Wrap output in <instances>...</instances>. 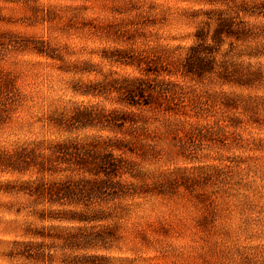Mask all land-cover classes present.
<instances>
[{"label":"rangeland","instance_id":"374dc122","mask_svg":"<svg viewBox=\"0 0 264 264\" xmlns=\"http://www.w3.org/2000/svg\"><path fill=\"white\" fill-rule=\"evenodd\" d=\"M0 264H264V0H0Z\"/></svg>","mask_w":264,"mask_h":264},{"label":"trees","instance_id":"16d2710c","mask_svg":"<svg viewBox=\"0 0 264 264\" xmlns=\"http://www.w3.org/2000/svg\"><path fill=\"white\" fill-rule=\"evenodd\" d=\"M236 18H238L237 15H229L228 17L227 16L221 17L219 25L221 26L222 29H226L228 28L230 23L233 22L234 19ZM212 45L214 47L215 43ZM208 49H209L208 43L206 41L205 36L200 33L197 34V41L193 46H191L189 55L186 57L185 60L186 70L190 72L196 70H202L206 63H213L214 62L213 59H209V57H207ZM221 74H222L221 77L227 78L226 72H223Z\"/></svg>","mask_w":264,"mask_h":264}]
</instances>
